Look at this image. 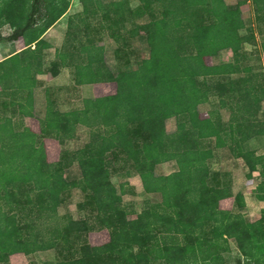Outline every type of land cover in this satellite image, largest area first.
I'll return each instance as SVG.
<instances>
[{
  "label": "trees",
  "instance_id": "1",
  "mask_svg": "<svg viewBox=\"0 0 264 264\" xmlns=\"http://www.w3.org/2000/svg\"><path fill=\"white\" fill-rule=\"evenodd\" d=\"M152 1L141 0L148 9ZM159 1L166 3L161 16L152 13L154 18L144 25L150 57L142 59L138 68L121 70L116 76L106 63L104 48L95 44L83 45L78 57L70 61V53L63 51L59 63H47L42 50L50 45L44 35L69 10L70 0H25L22 14L11 21L12 31L0 33V42L22 37L26 43L25 49L0 61L5 67L0 71V99L10 96L0 107V261L17 252L32 254L65 246L77 236L86 241L85 233L94 228L88 219L71 217L63 226L56 220L60 205L79 187L86 195L85 201L78 202L79 209L86 208V201L93 206L101 228L111 231V240L100 246L82 242L74 248L77 256L56 264H106L100 261L103 256L111 264H138V252H146L150 264H215L224 261L230 238L236 240L249 263H264V214L251 221L242 212L222 208L220 201L233 195L231 185L221 180L218 171L210 173L208 166L214 138L218 146H224L229 137L237 143L236 124L222 121L221 108L228 107L232 99L237 113L243 114L241 120L253 122L247 99H256V89L260 90L258 83L249 84L251 75L232 76L245 66L248 55L244 51L248 39L241 33L246 24L240 4ZM253 2L257 19L264 21V0ZM121 3L93 0L84 13L88 17V13L97 15L99 11L117 12L122 10ZM228 49L234 52L232 61L206 63L207 55ZM15 58L20 59L14 62ZM9 61L13 63L7 64ZM70 63L78 84L115 81L117 92L83 98L81 107L63 111L47 90L41 132H34L24 125L23 118L34 114L36 74L52 72L56 76ZM216 96L220 109L211 111L213 120L204 125L199 104ZM173 116L178 118V127L168 133L166 120ZM78 124L94 127L93 141L71 157L65 151L61 160L48 161L44 138L54 136L64 142ZM250 126L252 130L242 133L241 142L256 129L254 124ZM239 149L238 156L252 170L264 162V155ZM232 150L236 152V148ZM117 155L125 166L136 168L148 191L162 193L161 202L135 218L122 206L123 197L111 180L110 167ZM170 159L176 160L179 169L156 175V165ZM74 162L80 164L83 176L67 180L65 169ZM261 174L264 176V170ZM258 192H264V179ZM48 221L55 222V227L41 226L37 231ZM45 228L52 234L47 239L43 237Z\"/></svg>",
  "mask_w": 264,
  "mask_h": 264
},
{
  "label": "rangeland",
  "instance_id": "2",
  "mask_svg": "<svg viewBox=\"0 0 264 264\" xmlns=\"http://www.w3.org/2000/svg\"><path fill=\"white\" fill-rule=\"evenodd\" d=\"M25 0H0V33L3 35L9 34L13 27L11 21L22 14L24 7L22 2ZM113 1H123L121 3L122 10H106L105 12L99 11L96 13H84V7L92 5L93 0H70V8L62 16L58 23H56L44 35V39L50 45L42 50L45 55L47 63L52 61L60 62L58 56L61 52L66 51L70 53L69 61L73 56L78 57L80 49L83 45L92 44L101 46L105 51V58L107 65L111 68L114 75H118L121 70L136 69L142 59L148 58L151 55V48L147 39V29L144 27L154 17L152 13L161 16L162 11L165 9L166 3L159 0L152 1L150 8H146V4L141 0H102L105 3H112ZM229 5H237L233 1L225 0ZM242 6V17L246 24V29H242L241 33L246 36L248 41L244 45V51L248 54L244 59L245 66H241L240 70L233 73L232 76L236 79L242 78V75L249 74V84H257L260 87L256 89L257 98L249 97L247 104L248 110L253 113L251 117L253 122H245L241 120L243 114L237 113L236 103L231 99L229 100L228 107L221 108L220 114L222 121L229 125L230 123L236 124L235 132H237V143L229 137L224 146L216 145V139L212 140V156L209 159L210 173L218 171L221 180L228 181L231 185L233 195L231 197L222 199L220 206L229 209L233 212H242L248 220L255 221L262 217L264 214V192H258V186L264 179L261 171L264 170V162L258 163L257 170H252L251 165L243 157L238 155L242 151H253L256 156L264 155V21L257 19V12L254 6ZM241 7V4H240ZM109 14V16H108ZM88 19H85V18ZM143 25V26H142ZM24 39V38H23ZM24 44L25 40H23ZM9 43L0 42V61L8 56L7 46ZM34 46H32L33 48ZM13 52V50H12ZM27 56V55H26ZM21 55V59H24ZM234 52L231 49L224 50L218 55H207L205 57L208 65H216L232 61ZM20 58H15L17 61ZM9 61V63H13ZM51 61V62H50ZM49 64V65H50ZM70 65L63 66L59 75L55 78L54 74L50 72L46 76L47 81H52V84L57 85L56 91L50 89L52 97L55 98L58 107L63 111H70L82 106V99L85 97H100L104 95L115 94L117 92L118 83L101 81L96 84L93 83L89 87L84 86L78 88L76 76ZM0 66V71L3 70ZM252 73L257 75L252 77ZM225 80H222L223 82ZM220 82V83H221ZM227 82V81H226ZM225 84V83H223ZM80 85V84H79ZM237 85V84H235ZM75 88H73V87ZM227 86V84H226ZM224 87V86H223ZM1 89V85H0ZM46 87L41 88L35 94L34 88V101L33 108L34 114L32 116H25L23 118L24 125L29 127L36 133L41 132L40 117L46 114L47 106V93ZM78 89V91H77ZM224 90V89H223ZM234 95V94H233ZM261 95V97H260ZM10 101V96H4L0 99L1 105H6ZM234 106L235 113L231 106ZM220 109L219 97H211L207 102L200 103L198 110L202 124H209L213 120L211 111ZM237 113V114H236ZM239 119L236 122L233 119ZM250 123L254 124L256 128L253 134L241 142L242 133L244 131L252 130ZM178 127V118L173 116L166 120V128L168 133L174 132ZM94 128V127H93ZM91 127L78 124L76 128L71 131L70 137H67L64 142L54 136L44 138V148L46 151L47 160L56 162L61 160L65 151H68L69 157L73 152L85 147L88 143L93 141L96 136V131ZM230 128L226 129L230 133ZM236 148V152L232 150ZM121 156V155H120ZM118 159V160H117ZM116 162V163H115ZM73 166L65 169V178L67 180H74L82 178L81 166L78 162H74ZM114 165V168H113ZM113 165L110 167L111 180L117 188V192L122 195V206H124L129 214V217L135 218L137 214L143 209L151 206L153 203H159L163 200L160 191H148L143 183V180L136 172V168L124 165V162L119 155L113 157ZM179 169V166L174 159L163 161L156 165V175H167ZM132 171L129 173L128 171ZM211 180V178H209ZM66 198V196L64 197ZM86 195L79 187L73 188L71 195L64 200L58 210V219L56 220L63 226L69 218L75 219H88L89 224L94 228L85 233L86 241L92 246H100L111 240V231L109 228H101V224L97 218V211L92 210L86 201V208L79 209L78 202L85 201ZM50 226L55 227V222L41 223L37 227V231L42 227ZM45 234L43 237L47 239L50 237L51 231L46 228L43 230ZM75 238V237H74ZM84 237L74 239L72 243H67L65 246H58L51 249L40 250L32 254L24 252H17L8 257L0 264H56L58 261L65 258H73L77 256L74 251L75 246L82 242H86ZM229 251L223 254L221 263L215 264H253L242 255L235 239L230 238L228 241ZM163 241L160 240V244ZM105 259L100 261L111 264L108 257L103 256ZM138 264H150V256L146 252L137 253ZM109 261V262H108ZM156 264H166L164 261L157 262ZM264 264V263H261Z\"/></svg>",
  "mask_w": 264,
  "mask_h": 264
},
{
  "label": "crops",
  "instance_id": "3",
  "mask_svg": "<svg viewBox=\"0 0 264 264\" xmlns=\"http://www.w3.org/2000/svg\"><path fill=\"white\" fill-rule=\"evenodd\" d=\"M237 1V2H236ZM235 4H241V7H240V9L242 10V6H244L245 4H247V6L249 7V6H251L250 4H252L253 6H254V2H253V0H235V1H233ZM24 39L21 37V38H19L18 40H16V41H12V42H6V43H9L8 44V46L6 47L8 50H7V52L8 51H10L9 52V54H8V56L7 57H5V58H8L9 56H11V55H13V54H16V53H18V52H20L21 50H23V49H25L26 48V45L23 43L24 41H23ZM34 46V45H33ZM12 50H13V52H12ZM3 60V59H2ZM50 72H41V73H37L36 74V76H35V78H36V86H35V94H37L38 93V91H40L41 90V88H44V87H46L47 89H45L46 90V92H47V90L48 91H50V89H51V91H53V92H55L56 91V88H58L57 87V85L55 86L54 84H52V81H47V77L46 76H48L47 74H49ZM52 73V72H51ZM52 75H53V73H52ZM59 75V74H58ZM57 75V76H58ZM56 76H54L53 78H55ZM95 84L97 83V82H94ZM113 83V82H112ZM93 83H83V84H77L78 86H80V87H78V88H81V87H84V86H86L87 85V87H89V85H92ZM73 87V86H72ZM74 88V87H73ZM75 89V88H74ZM77 91H78V89H77ZM45 92V93H46ZM86 98V97H85ZM73 166V165H72Z\"/></svg>",
  "mask_w": 264,
  "mask_h": 264
}]
</instances>
